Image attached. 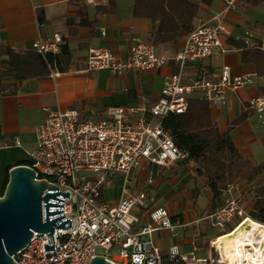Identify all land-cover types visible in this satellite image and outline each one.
Returning <instances> with one entry per match:
<instances>
[{"label": "built area", "instance_id": "1", "mask_svg": "<svg viewBox=\"0 0 264 264\" xmlns=\"http://www.w3.org/2000/svg\"><path fill=\"white\" fill-rule=\"evenodd\" d=\"M238 1L225 0L220 11L199 18L171 57L159 52L151 40L140 37L132 39L127 57L104 46L89 49L88 71L105 69L124 75L128 71L158 69L170 59L175 60L178 70L165 77L157 101L150 106L111 107L107 117L102 118L82 117L75 108H46V119L36 127V147L26 151L27 165L35 169L37 178L53 183L61 192L71 191L63 205L64 215L71 217L73 226L56 228L52 242L47 233L39 236L34 231L31 241L13 255L18 264H90L98 255L114 264H217L211 257H197L195 250L162 253L155 232L173 229L178 223L173 222L166 207L156 205L150 188L136 189L131 176L134 170L140 173L151 165L167 166L187 157L164 128L163 120L170 114L185 113L191 97L222 107L228 103L230 93L257 84L256 72L234 76L227 63L213 71L205 63L217 48L221 52L233 50L225 47L223 35L227 33V13L236 8ZM102 34H106L105 29ZM254 36L252 30H246L243 40L264 51V25L258 42ZM62 43V35L55 33L52 38L38 37L31 49L43 55L56 53ZM190 62L200 63L199 73L186 79L185 69ZM249 105L264 122V96L252 97ZM16 143L20 144L18 140ZM118 173L124 177L121 195L115 201L103 197V185ZM152 181L150 174L148 183ZM238 188V182L230 184L227 190L231 196L206 217L220 231H226L246 214L239 197L233 194ZM137 207L141 215H149V220L142 221L143 216L135 212ZM54 241L56 250L45 251L44 243ZM212 246L221 255L215 242Z\"/></svg>", "mask_w": 264, "mask_h": 264}, {"label": "crops", "instance_id": "2", "mask_svg": "<svg viewBox=\"0 0 264 264\" xmlns=\"http://www.w3.org/2000/svg\"><path fill=\"white\" fill-rule=\"evenodd\" d=\"M107 1L88 2V21L96 18L95 6ZM134 2L135 0H116V13L98 16V22L94 26H88L77 23L78 5L70 0H0V47L7 45L16 50H28L38 37L52 38L55 33H60L63 42L69 45L73 54V65L68 71L58 72L44 79H27L17 83L6 80V83L12 85L14 92L0 93V189L7 182L10 168L26 161V151L36 147V127L46 119V108H75L82 117L102 118L107 117L111 107L150 106L157 101L165 77L178 70L173 59L158 69L128 71L124 75H115L105 69H85L91 47H108L117 55L127 57L134 37L151 40L158 23L151 18L134 17ZM224 6L225 0L201 4L200 18H208ZM225 25V47L232 48L227 42L228 39L242 40L246 30H252L254 41L258 42L264 25V0H239L236 8L227 13ZM102 29L106 30L105 35L102 34ZM182 44L183 39L171 46H162L161 52L171 57ZM1 61L0 53V64ZM205 63L210 71L227 63L234 76L255 72V66L243 62L241 50L237 48L227 52H221L217 48ZM199 68L200 63H188L185 78H194L199 73ZM258 94L257 84L247 85L230 93L225 106H211L213 117L221 130H225L229 123L245 112L249 100ZM231 135L245 156L255 164H264V122L254 112L234 126ZM179 163L183 162L178 161L167 166L151 165L140 173L136 170L132 180L136 189L148 187L154 191L155 196H158L156 205L166 207L173 222L178 223L173 229H161L154 234L164 255L175 250H195L196 254V241L199 237L195 231L204 220H208L207 215L231 196L226 189L214 197L209 185L202 186V192L205 191L204 194L212 200L210 212L204 214L206 202L200 201L203 193L198 199L192 193V190L195 193L199 191L195 174L200 173L198 169H191L196 163L184 162L191 168L185 173H172V169L176 170ZM160 171H163L164 176H158ZM150 174L153 176L152 183L147 181ZM169 177L172 179L169 180ZM121 178L123 185V175ZM122 185L119 186L117 194L113 193L112 187L104 185L103 197L115 201L121 195ZM242 191V188H238V191L235 189L233 192L239 195L243 206L240 198ZM135 212L141 215L142 210L137 207ZM147 220L148 214L142 217V221ZM212 231L216 232L217 229ZM209 245L208 254L203 257L214 259L211 242Z\"/></svg>", "mask_w": 264, "mask_h": 264}, {"label": "trees", "instance_id": "3", "mask_svg": "<svg viewBox=\"0 0 264 264\" xmlns=\"http://www.w3.org/2000/svg\"><path fill=\"white\" fill-rule=\"evenodd\" d=\"M78 5L77 23L94 26L98 16L117 12L116 0L95 6L96 18L88 21L89 5L87 0H70ZM213 0H135L134 17H146L157 21L151 41L159 52L162 46H171L182 40L195 27L200 18L201 4H211ZM229 45L241 50L242 60L252 63L259 76V94L264 96V51L249 46L243 39H228ZM0 93L14 92L11 84L27 79H44L52 72L68 71L73 65V54L68 44L62 43L59 52L43 55L33 49L16 50L10 46L0 47ZM14 83V85H15ZM254 110L248 104L247 110L221 130L214 119L208 100L198 96L190 98L188 109L182 114H170L163 120L164 128L170 133L180 149L187 153L181 162L193 161L200 174L205 175L214 197L219 196L235 182L251 183L258 180L254 187V202L248 215L264 223V164H255L245 156L234 143L231 131L244 121ZM27 164L28 161H24ZM0 189V196L6 185ZM239 223V222H238ZM236 223L235 226L238 224ZM231 230V229H230ZM229 230V231H230Z\"/></svg>", "mask_w": 264, "mask_h": 264}, {"label": "water", "instance_id": "4", "mask_svg": "<svg viewBox=\"0 0 264 264\" xmlns=\"http://www.w3.org/2000/svg\"><path fill=\"white\" fill-rule=\"evenodd\" d=\"M70 197V190L61 192L53 183L37 178L31 166H12L5 192L0 196V264H18L13 255L31 241L34 231L39 236L47 233L52 242L56 228H71L73 221L64 215L63 205ZM44 250H56L55 241L44 243ZM90 264L114 263L98 255Z\"/></svg>", "mask_w": 264, "mask_h": 264}, {"label": "rangeland", "instance_id": "5", "mask_svg": "<svg viewBox=\"0 0 264 264\" xmlns=\"http://www.w3.org/2000/svg\"><path fill=\"white\" fill-rule=\"evenodd\" d=\"M180 164V163H179ZM187 163H181L180 165H178L177 167H175L176 170L173 171L172 169V173L173 172H179V173H185L188 169L191 168V166L187 167L186 166ZM191 169H194L196 170L197 169V164H194V166H192ZM136 171V170H134ZM163 171H160L159 175L158 176H161L163 175ZM133 176H131L132 180L134 179V172L132 173ZM196 175V182H197V185H198V189L199 191L197 193L194 192V190H192V193H193V196L195 197V199L199 198L200 194H202L201 196V202H203V200L206 202V206L204 208V211L203 213L204 214H208L210 212V205L212 203V200H211V197L210 196H206V193L204 194L205 191L202 192L201 188L202 186H205V185H208L207 183V178L205 177V175L203 174H195ZM164 176V175H163ZM122 174L121 173H118L116 174L115 176L111 177L109 180H107V187H112L113 189V193L114 194H117L118 193V188L120 185H122ZM148 179V178H147ZM169 180L172 179L171 177L168 178ZM148 181V180H147ZM258 180L255 181V182H251V183H242V182H239V189L242 188V192H241V195H240V198L242 200V204H243V208L245 209L246 211V214L244 215L245 216H249L248 215V212L249 210L252 208L253 206V202L255 200V196H254V190H255V186L258 184ZM106 184H104L106 186ZM103 185V186H104ZM238 191V189H237ZM154 192V191H152ZM155 193V192H154ZM197 194V197L195 196ZM234 195L238 196L237 194H235V192H233ZM158 197V196H156ZM194 197H192L191 200L194 199ZM160 202V201H159ZM213 212V211H212ZM211 212V213H212ZM208 216V215H207ZM206 216V217H207ZM243 217V218H244ZM243 218H238L236 219L232 225L230 226V228H228L226 231H220L219 229H217L216 232H213L212 230H214L215 227H213L210 223V220H204L199 228L195 231L196 233H198V239L196 241V246H197V251H196V256L197 257H203V256H206L208 254V250L210 248V245L209 243L211 242V245H213V243L217 240V238L222 235V234H225L227 233L230 229L232 230L234 227H235V224L238 223L237 225H239L241 223V220ZM207 219V218H206ZM236 225V226H237ZM206 239V240H205ZM101 253H103L104 251L102 249L99 250ZM213 253H214V259L216 260V263L217 264H226V263H222V262H217L218 259L221 258V255L213 248Z\"/></svg>", "mask_w": 264, "mask_h": 264}, {"label": "bare ground", "instance_id": "6", "mask_svg": "<svg viewBox=\"0 0 264 264\" xmlns=\"http://www.w3.org/2000/svg\"><path fill=\"white\" fill-rule=\"evenodd\" d=\"M221 262L226 264H264V223L245 216L232 230L215 241Z\"/></svg>", "mask_w": 264, "mask_h": 264}]
</instances>
